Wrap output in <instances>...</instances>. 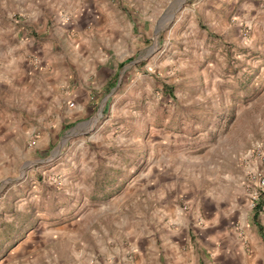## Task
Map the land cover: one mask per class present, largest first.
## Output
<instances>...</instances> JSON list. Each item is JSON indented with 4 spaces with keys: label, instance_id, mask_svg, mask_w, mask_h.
<instances>
[{
    "label": "rangeland",
    "instance_id": "1",
    "mask_svg": "<svg viewBox=\"0 0 264 264\" xmlns=\"http://www.w3.org/2000/svg\"><path fill=\"white\" fill-rule=\"evenodd\" d=\"M35 1L0 0V124L18 136L0 214L28 218L0 264H223L264 250V192L257 218L247 197L249 172H264V0H221L205 47L183 40L188 24L207 27L199 1L174 0L111 80L38 78L23 41L65 28L51 12L27 21ZM39 82L61 109L41 124L28 110ZM79 88L92 107L65 124Z\"/></svg>",
    "mask_w": 264,
    "mask_h": 264
},
{
    "label": "crops",
    "instance_id": "2",
    "mask_svg": "<svg viewBox=\"0 0 264 264\" xmlns=\"http://www.w3.org/2000/svg\"><path fill=\"white\" fill-rule=\"evenodd\" d=\"M173 1L36 0L34 3H26L28 10L26 12L27 21L31 19L30 17L40 21L44 12H51L55 17H60L57 21L59 25L62 21L67 24L62 26L65 29L59 27L58 29L56 26H52L51 29L46 30L45 32L49 36L47 41L39 42L32 37L25 39L23 42L29 41L32 43L31 51L26 52L28 61L34 71L38 73L40 80L42 78L85 80L97 75L111 80V78L116 77L117 64L123 61L124 53L129 52V50L132 53L133 49L139 50L141 38L146 39L150 33L154 34L157 27L155 24L157 22L155 20L157 12L158 16H160L172 10L176 6ZM198 1L197 13L201 16V20L205 18L208 23L205 22L207 26L205 28L201 26L203 23L200 24V22H197L196 25L188 24L183 32V40L187 47L209 46V42L212 41L211 35L219 31L217 20L222 7L221 0ZM176 7L178 8V6ZM65 18L72 20L67 23ZM146 21H148L147 26L145 25ZM178 21H176L175 26L179 25ZM163 26V29H166L169 24H164ZM26 30L27 27L24 31ZM157 30H159V27ZM163 52L162 50L160 53ZM120 76L121 73L119 74ZM36 85L35 95L28 101L30 103L28 110L34 112V119L41 124L42 121H51L52 119L50 118L58 117L57 108L58 112L61 109L59 103L56 105L57 98L52 87L51 90L48 89L50 87L48 83L42 85L39 82ZM73 93V100L76 106L73 112L69 111L65 114V124L77 119L84 111L90 110L92 107V96L89 91L79 88ZM50 132L53 140L59 130L56 131L53 128ZM49 139L48 133H44L38 138V144L44 148L45 142L48 144ZM16 140H18V136L12 134V126L9 119L8 122L0 124V183H5L8 176H10L8 173L10 172L12 160L15 158L13 157L12 148ZM8 195L9 191H6L0 201L4 205L7 203L9 209L11 204L8 202ZM21 207L22 205L19 206V208ZM7 211L9 210L0 214V224H4L0 226V248H6L10 245L14 234V239H16V235L19 239L22 237L26 238L27 235L26 230L25 232L22 231L27 229V216L22 213L7 214ZM13 222L16 224L14 225L15 230H13L11 225ZM262 223L264 224V221ZM24 233L26 234L22 235ZM262 236L264 237L263 234ZM169 238L173 243L178 240L175 232H171L165 240ZM224 244L222 242V245ZM231 244L236 247L238 245L237 238L236 242H231ZM256 250L257 252L254 253L252 259L246 260L241 257V261L229 262L232 259L229 256V261L223 264H264L263 248L257 247ZM177 259L180 264H188L180 254Z\"/></svg>",
    "mask_w": 264,
    "mask_h": 264
},
{
    "label": "built area",
    "instance_id": "3",
    "mask_svg": "<svg viewBox=\"0 0 264 264\" xmlns=\"http://www.w3.org/2000/svg\"><path fill=\"white\" fill-rule=\"evenodd\" d=\"M67 22L69 19L65 18ZM70 106H73V102L69 104ZM36 144L35 140H31L30 146H34ZM259 162L264 163V155H259ZM250 173V183L247 185V197L248 202L250 203V207L254 208L259 201V197L262 192H264V172L261 170L249 172ZM182 210H180L181 213Z\"/></svg>",
    "mask_w": 264,
    "mask_h": 264
},
{
    "label": "trees",
    "instance_id": "4",
    "mask_svg": "<svg viewBox=\"0 0 264 264\" xmlns=\"http://www.w3.org/2000/svg\"><path fill=\"white\" fill-rule=\"evenodd\" d=\"M260 208H262V203L257 204L256 209H255V214L253 216L254 218H257V213L259 212ZM258 228L259 230H261L260 226H258Z\"/></svg>",
    "mask_w": 264,
    "mask_h": 264
}]
</instances>
